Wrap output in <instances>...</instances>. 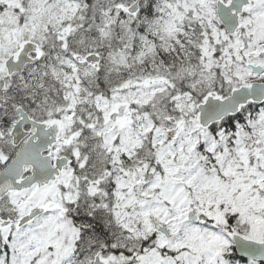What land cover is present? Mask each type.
Here are the masks:
<instances>
[{
  "label": "rangeland",
  "instance_id": "obj_1",
  "mask_svg": "<svg viewBox=\"0 0 264 264\" xmlns=\"http://www.w3.org/2000/svg\"><path fill=\"white\" fill-rule=\"evenodd\" d=\"M133 1L0 0V78L20 40L53 38V64L35 84L53 85L68 126L88 134L69 149L81 171L101 180L78 186L65 174L64 205L82 198L114 228L108 264H256L225 252L235 228L264 240V104L247 108L232 131L202 128L195 117L207 91L264 81V69L245 66L264 67V0H251L233 34L220 25L216 0L146 1L139 14L127 10ZM93 49L103 51L100 68L75 60ZM119 101L130 104L131 118L112 123ZM55 213L1 231L0 264H91L103 248L77 258L78 226L52 225Z\"/></svg>",
  "mask_w": 264,
  "mask_h": 264
},
{
  "label": "flooded vegetation",
  "instance_id": "obj_2",
  "mask_svg": "<svg viewBox=\"0 0 264 264\" xmlns=\"http://www.w3.org/2000/svg\"><path fill=\"white\" fill-rule=\"evenodd\" d=\"M146 1L156 0H139L138 14L140 11H145L140 3ZM45 36L46 38L42 40L24 39L36 42L38 51L33 50L28 53L29 58L37 57V59L28 61L21 70L8 73L4 64L6 59L3 62L6 75L2 80L0 78V177L3 174H6V177L0 182V185H3V188L8 187L7 178L11 177L17 180L19 188L1 193L3 188L0 186V237L1 231L6 228L17 229L28 226L39 222L45 214L54 212H56V218L52 220V225L63 222L76 225L79 206L83 207L81 205L82 198L75 204L66 203L64 205L65 174H73L79 178L78 186L82 181L84 184H91L94 187L101 186L100 179H93L88 175L90 172L86 175L81 171L69 149L71 146L79 144L80 140L88 139V134L76 133L79 131L76 130V127L68 126L65 110L59 106L60 97H56L52 92L53 85H50L49 88L47 84H35L44 72V67L53 64L48 54L49 50L52 53L54 51V45L51 42L53 38L47 34ZM24 40H20V45ZM89 53H96L100 56L97 65L87 62L82 57L77 58L78 55ZM75 60L90 64L98 69L102 65L103 51L93 49L90 52L76 54ZM43 78L46 79V76L43 75ZM26 84L30 86L29 90L24 92L19 90ZM24 147L30 148L31 152L34 151L35 154L21 156L20 153ZM61 158L67 163L53 178L52 170L56 167L58 159ZM40 168L43 169L40 181H35L30 186H27L26 182H22L23 179L33 174V169L39 171ZM44 172L45 174H43ZM107 173L106 171L105 174ZM45 177L47 181L43 180ZM43 181L44 183L40 185ZM33 206L40 207V213L31 221L19 226V219ZM101 251L103 252V249Z\"/></svg>",
  "mask_w": 264,
  "mask_h": 264
},
{
  "label": "water",
  "instance_id": "obj_3",
  "mask_svg": "<svg viewBox=\"0 0 264 264\" xmlns=\"http://www.w3.org/2000/svg\"><path fill=\"white\" fill-rule=\"evenodd\" d=\"M138 1L134 0L128 7L127 10L134 13L138 9ZM251 0H216L215 9L218 20L224 27V29L229 33L233 34L239 26V19L244 11V9L250 4ZM38 51V44L32 40L26 39L22 41L20 47L16 53L10 54L5 60V67L8 73H13L19 71L28 61L36 60L28 57L30 51ZM81 57V55H78ZM84 59L87 62H93L94 65L98 64L100 56L96 53L87 54ZM251 71L260 73L263 71L264 67L260 63H255L248 61L245 63ZM249 102L261 104L264 103V81L252 80L247 83H241L239 85L233 86L228 94L218 93L215 89L207 91L196 104V120L200 127L207 128L211 124L222 120L227 115H234L241 110V108L247 105ZM130 104L128 102L120 101L114 108L109 112L108 118L116 123L118 121L126 122L130 119ZM177 127H172L167 130L166 134L168 137L173 138L176 135ZM47 148L48 146H44ZM21 156L35 154L34 151L31 152L30 148L24 147L21 151ZM67 161L63 158L58 159L56 167L52 170L53 178L56 177L57 173L60 171L62 166L66 164ZM43 169L40 168L39 171L33 169V174L29 175L22 182H26L27 186L32 185L35 181H40L42 179ZM45 174V172L43 173ZM6 177V174L1 175L0 182ZM47 181V178H43ZM8 187L3 188L4 191L9 189H18L17 180L14 178H7ZM43 182L40 183L42 185ZM0 187V189H1ZM41 208L33 206L30 211L23 215L18 222L19 226L31 221L38 213H40ZM187 218L190 220H196L198 217L193 213L192 210L187 212ZM152 225L156 232H160L164 236H169V231L167 228L158 220L152 219ZM234 250L237 255L242 258H248L253 260H258L264 262V240H254L246 238L241 234L234 232L231 236ZM91 264H107L106 258L102 255L101 251H97L92 258Z\"/></svg>",
  "mask_w": 264,
  "mask_h": 264
},
{
  "label": "trees",
  "instance_id": "obj_4",
  "mask_svg": "<svg viewBox=\"0 0 264 264\" xmlns=\"http://www.w3.org/2000/svg\"><path fill=\"white\" fill-rule=\"evenodd\" d=\"M255 106L256 104L249 103L246 107H243L240 112L234 115H228L216 124H220L226 130L232 131L236 127V124H243L245 120L243 112L247 108L253 109ZM216 124H213L210 128L213 129ZM77 219L78 221H75V223L78 226L79 234L74 244L77 258L82 259L81 255L92 254V251L99 247H102L103 251H105L109 248V244L113 243L115 240L116 233L114 228L111 225L105 224L104 220L100 216L89 214V212H87L83 207L79 206V215ZM234 230L241 234H245L239 228H235ZM261 239H264V237ZM112 250L118 251L119 248L114 247ZM225 254L231 262L247 261V259L241 258L236 254L232 243L227 246ZM256 264L264 263L256 262Z\"/></svg>",
  "mask_w": 264,
  "mask_h": 264
}]
</instances>
